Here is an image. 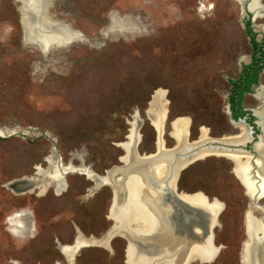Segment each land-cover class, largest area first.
Returning a JSON list of instances; mask_svg holds the SVG:
<instances>
[{"label": "rangeland", "instance_id": "1", "mask_svg": "<svg viewBox=\"0 0 264 264\" xmlns=\"http://www.w3.org/2000/svg\"><path fill=\"white\" fill-rule=\"evenodd\" d=\"M24 7L25 0H0V264L64 263L55 245L70 243L76 230L99 237L119 222L117 199L107 212L110 188L87 195L93 182L81 170L63 175L64 190L48 183L15 193L6 183L41 177L39 171L51 172L54 161L64 167L82 162L102 174L120 163L117 143L126 133L123 145L131 147L135 135L138 151L152 152L155 129L164 148L174 144L178 119L187 122L189 140L241 134L243 127L229 119L226 95L251 45L235 0H54L48 11L57 27L38 34ZM251 12L264 31V11ZM49 22L45 16L43 23ZM260 29L254 31L258 39L264 35ZM36 35L42 36L39 44ZM259 84L264 88V66ZM160 96L162 131L152 120ZM259 103L252 94L243 96L246 107ZM223 153L200 157L177 180L178 190L225 206L214 228L216 257L190 264H247V229L254 216L244 213L249 199L243 173L236 165L231 171L233 158ZM125 199L138 204L134 191H126ZM127 212L130 218L133 209ZM25 213L34 215L32 236L15 227V214ZM23 234L28 237L18 238ZM110 244L111 250L81 248L75 264H126L125 239L117 235Z\"/></svg>", "mask_w": 264, "mask_h": 264}, {"label": "water", "instance_id": "2", "mask_svg": "<svg viewBox=\"0 0 264 264\" xmlns=\"http://www.w3.org/2000/svg\"><path fill=\"white\" fill-rule=\"evenodd\" d=\"M236 1L240 5L241 15L245 14V11L252 13V10L249 8V6L254 0ZM259 4L264 5L262 0H259ZM20 6L21 5H19L18 8ZM255 17L256 13L254 12L251 15V26L253 31L260 29L257 27V24L254 23ZM260 31L264 32L262 29H260ZM65 45L66 43L62 44L61 46ZM41 51L45 54L47 49H42ZM254 88H258L257 85L254 86ZM262 105L264 104H262L261 101L254 108H250L255 117V124L258 129V133L255 134V136L253 135L251 126L245 123L243 119H235L231 116V114H229V119L233 124L238 127L242 126L245 128L247 132L246 138L244 140H240L239 142L231 140L229 138H227L229 140H225L226 137L236 135L238 134V132L221 136H210V139L206 140L207 142H200L202 147L205 146L208 147V149H213L217 151L227 150V152H231L234 155H240L239 159L242 160L245 159L243 158L244 156H251V158L248 159V163L251 167V170L253 169L254 175L258 177L255 173V170L257 168L260 169V167L259 163H257L256 161V158H264V156L259 153L258 148H256L255 146L256 144L261 143L262 136L264 134V117H262V115L257 111L258 107ZM171 121L172 119L170 120V123ZM129 129L130 128L128 127V130ZM155 132V148L154 151L148 153H140L138 151V141L134 142L133 146L131 147H126L125 145H123L128 139L129 132L126 133L125 138L127 139L117 143L123 151V153L120 154L118 157L120 163L108 168L104 172V174L101 175L102 177L105 176L106 180L96 181L92 189L95 190L101 185H107L112 193L110 204L111 206L114 202L115 197H117V199L121 201L120 197L123 195H121V193L123 192V185L128 180V177L131 175H137V177L142 183L143 189L147 190L145 192L146 194L144 193L143 202H146L149 205V208L155 214V216L157 215V218L159 220L158 226L160 230L154 236L151 235L150 237H148L151 243H155L157 237L164 235H167L166 237H178L180 235L190 237L193 234V227L199 226L202 227L203 230H205L210 235V237L212 238V245H214L213 229L216 225L219 224L218 217L224 204L221 202V210L219 209L212 211V209L208 205L209 203H211L212 198L206 196L205 202L203 204L194 205L186 198V196H190L196 193V191L189 193L183 192L182 190H178L177 188V180L181 170H183L185 167H187L194 161L199 160L201 153L198 152L202 148L201 145L196 142L200 140L198 137L199 135H197L195 139L191 140H189V138L187 137V139L183 143V145H185V149L183 150L180 149L181 145L176 141L172 146L166 147V150H160L157 148L156 143L158 136L156 129ZM137 133H139V127L137 128ZM163 160L168 164V170H166V174L165 172L161 173L160 171V168H162V166L159 165L160 162H163ZM230 161L232 163V171L235 166V163L237 162H234L233 160ZM35 184L36 183L34 180H31V178L28 179L26 178V176H23L9 181L8 183H6V187L11 189L15 193H19L21 191H25L29 188H32L33 186H35ZM244 187V193L249 199L245 211H251L252 215L257 218V221L261 225V229L257 234V236L261 239L258 240L256 243V249L253 253L252 263L262 264V253L261 250H259V244L264 239V187L263 189H261V187L258 186L257 189L255 188L254 191H251L250 186L248 188H246V186ZM174 223V228L169 226V224ZM114 225L115 224L113 222L110 227L106 229L104 234L112 230ZM114 234L116 233L113 232V234L110 235L109 238H107L108 247L110 246V241ZM117 234H119V236H122L125 239V249L129 244L130 239H132V241L134 239L135 245H139V243L142 242L141 246L143 247L160 246L157 243L147 245L145 242L148 240H143L140 237L139 239L137 236H135V239L133 236L129 235V233H126L125 231L118 232ZM198 262L202 263L201 260H198ZM66 264H74V260L72 259L70 263L67 262Z\"/></svg>", "mask_w": 264, "mask_h": 264}, {"label": "bare ground", "instance_id": "3", "mask_svg": "<svg viewBox=\"0 0 264 264\" xmlns=\"http://www.w3.org/2000/svg\"><path fill=\"white\" fill-rule=\"evenodd\" d=\"M50 2L51 0H25V7L22 9V11L29 21L30 28L33 29L36 34H38L39 31L46 30L47 28L53 29L57 27L55 19L49 14V11H48L47 6L50 4ZM249 8L257 12L264 11V5L259 4V0L252 1ZM45 16H49L50 18V22L47 25L43 23V18ZM122 23L124 24L125 21H122ZM68 33L70 37H76L77 35L71 31H69ZM35 40L38 44L43 41L42 36H38V35H36ZM257 98L262 99L261 100L262 104H264V88L263 87H260L257 93ZM257 111L258 113L262 115V117H264V105L259 106ZM164 112H165L164 100H163V97L160 96L158 99V109L156 110V114H154V117L152 118L158 131H162ZM186 125H187V122L183 119H178L177 122H175L176 142H178L181 145L180 149L182 150L185 149V145H183V143L187 139L186 138L187 136ZM263 130H264V124H263ZM246 135H247V132L245 128L243 127V132L241 134L234 135L231 137H226L225 140L231 139V140H235L239 142L240 140H244L246 138ZM199 139L200 140L196 142H198L201 145L200 142L209 140L210 137L200 136ZM134 142H136L135 135L132 136V141L130 143L131 146H133ZM255 146L256 148H258L259 153L262 156H264V134L262 136L261 143L256 144ZM157 148L160 150H166L162 146V142L159 138L157 141ZM217 152L218 153L225 152V155L232 157L234 162H237L235 163V165L239 167L240 171H242L243 178L245 179L247 188L250 186L251 191L252 190L254 191L255 188L257 189V187L260 186L261 189H263L264 187V158L263 159L262 158L260 159L258 157L256 158V161L257 163H259V167H260V169L257 168L255 170V173L259 177L258 178L254 175L253 169L251 170L248 160L242 161L241 159H239L240 158L239 155L238 156L234 155L231 152H227V150L217 151L213 149H208V147H205V146H203L199 150L198 153H201L200 157H202L206 154L217 153ZM52 165H53V169L51 172L40 170L39 174L41 177H35V178L26 177V178L28 179L31 178V180H34L36 183L35 186L42 185L44 188L48 185V183H53L55 186H59V187H60V184L61 185L63 184L64 186L65 183L63 180V175L69 170L70 171L81 170L85 172L88 176H90V178L94 182L98 180L100 181L106 180L105 176L102 177V176L95 175L94 172L89 169V166H85L82 162L77 166H70V167L61 166L56 161H54ZM159 166H162V168H160L161 173L165 172L166 174L167 172L166 170H168L167 162L163 160V162H160ZM132 177H134L133 182L126 181V183L123 185V192L121 193V195L122 194L123 195L120 197L121 201L118 200L117 197L114 198L118 200L120 208L123 210V212L120 215V220L115 226V228H113L106 234L101 235L99 238H94L92 236L83 237L79 232H77V235L75 236V239L72 245L70 246L60 245L59 246V249L61 253L63 254V256L65 257V259L70 263L71 257L74 254L75 249L81 245L106 246L107 238H109V236L112 235L113 232L116 233L114 235H119L117 234L118 232L125 231L126 233H129V235L133 236L134 238L135 236H137L138 238L140 237L143 240H148L145 242L147 245L155 244V243L160 245V246L143 247L141 246L142 242H140L139 245H135L134 239L133 241L132 239H130L129 244L127 245L125 249L126 250V253H125L126 264H189L197 258H202L203 260H207L209 258V254L211 253V251L214 252L215 249L212 248L209 244L210 238H211L210 235L205 230H203L202 227H199V226L193 227L192 229L193 234L190 237L185 236V235L183 236L180 235L178 237H172V236L166 237L167 235H164V236L157 237V240H155V243L150 242L148 237H150L151 235L154 236L160 230L158 226L159 220L157 218V215L155 216V214L151 211V209L149 208V205L146 202H143L144 193L147 190L143 189L142 183L137 177V175H131L128 177V179ZM126 191H128L129 193H132L133 191L136 192V194L138 195V204L133 203L134 201H130V200L128 201L125 199ZM21 192H24V191H21ZM186 198L194 205H201L205 202L206 196H204L203 194L199 192H196L190 196H186ZM208 205L212 209V211H215V210L220 209L221 204L216 199L215 200L212 199L211 203H209ZM129 206L133 209V215L131 216L132 218L131 217L129 218V214L127 212ZM15 220H16L15 227L19 231L23 232L27 229V221H26V216L24 214H17ZM9 224H11V222ZM131 226H138L140 230L134 229ZM169 226L174 228L175 223L173 224V226L172 224H169ZM260 229H261V225L257 221V218L250 217L249 225L247 229L248 238L246 241L248 242V249L246 251V263L247 264H253L252 263L253 253H254V250L256 249L255 246H256L257 241L261 239L260 237L257 236ZM142 236H145V237H142ZM259 250H261L262 264H264V239L259 244ZM13 264H18V263L14 261Z\"/></svg>", "mask_w": 264, "mask_h": 264}, {"label": "flooded vegetation", "instance_id": "4", "mask_svg": "<svg viewBox=\"0 0 264 264\" xmlns=\"http://www.w3.org/2000/svg\"><path fill=\"white\" fill-rule=\"evenodd\" d=\"M236 1V0H235ZM263 2V1H262ZM54 3V0H51L50 4L47 6L48 9L52 7ZM21 5V4H20ZM19 6V5H18ZM51 6V7H50ZM18 8V7H17ZM246 13L243 14V16L245 17L244 18V28H245V32L249 38V42H250V45H251V49L249 51V54H248V57H246L247 60H244L243 57H241V66H240V69H239V72H238V75L235 79H232L230 78L229 79V91L226 95V98H227V101H228V111H229V114H231V116L235 119H238V118H241L244 120L245 123H247L249 126H251V129L253 131V135L255 136V134L258 133V129L256 127V124H255V117L251 111V109L249 107H246L243 105V96L245 94H252L255 98H257V93L260 89V84H259V73L261 71V69L263 68V63H264V57H262L260 55V51L263 50L264 51V35H262L259 39L257 37H255V33L252 29V26H251V15L252 13L248 12V11H245ZM51 13V12H50ZM49 13V14H50ZM52 18V17H51ZM54 18V17H53ZM56 19V18H55ZM20 20V19H19ZM58 20V19H57ZM60 21V20H59ZM246 21H249V25L247 26L246 25ZM255 22V21H254ZM252 36H254V39L255 41L257 42V46H253V43L251 41V38ZM84 38V37H83ZM85 40V38L83 39ZM70 43V42H69ZM72 43V42H71ZM39 50L41 51L42 49L39 48ZM49 49H47L48 51ZM46 51V52H47ZM42 52V51H41ZM43 53V52H42ZM259 66H261L259 68ZM259 68V69H258ZM255 70H257V81L253 82L251 81L253 79V77L255 76L254 73H255ZM247 85V88H245V86ZM258 88H254V86H256ZM253 87V88H252ZM241 96V102L239 104H236L239 97ZM258 99V98H257ZM262 99H259V101L261 102ZM234 114H238V116L234 117L233 115ZM199 128V127H198ZM12 133H14L13 131L11 132H8L7 136L11 135ZM1 137H5V136H1ZM119 157V156H118ZM119 161V160H118ZM81 163V162H80ZM78 165V164H77ZM113 166V165H112ZM107 169H105L103 171L102 174H97L99 176L103 175L104 172L106 171ZM23 177V176H22ZM26 177H32V176H26ZM34 178V177H32ZM87 178V177H86ZM92 185L90 187H88L89 191L86 193L87 195H90L92 193H94L98 188H96L95 190L92 189L93 185L95 184L94 181H92ZM103 186V185H101ZM64 187H65V184L63 186V184L61 185L60 184V188L64 190ZM92 189V190H91ZM111 191V190H110ZM61 192V191H60ZM59 192V193H60ZM56 193V192H55ZM59 193H56V194H59ZM111 196H112V193L110 195V201H109V204H108V208H107V212L109 210V206L111 204ZM208 197V196H207ZM224 207L222 208L221 210V205H220V213H219V216L221 214V212L224 210ZM246 209V208H245ZM245 209H244V212H245ZM14 215V214H12ZM17 215V214H15ZM26 216V221H27V229L25 230V232L23 231L22 233H25V234H31V236L33 235V232H29L31 230V227H32V223H34V215H33V218L30 214H24ZM244 215V213H243ZM8 217V216H7ZM6 217V219H7ZM106 217L109 219V216H108V213H106ZM218 220H219V217H218ZM112 221V220H111ZM113 223V221H112ZM111 223V224H112ZM110 224V225H111ZM110 225L107 227L109 228ZM173 226V224H172ZM217 226V225H216ZM215 226V227H216ZM7 227V225H6ZM34 227V226H33ZM106 228V229H107ZM105 229V231H106ZM34 231V230H33ZM105 231L102 233V235L105 233ZM77 232H79L83 237H94V238H99V237H95L94 235H84L83 232H81L80 230H76V233L74 234L73 238H72V241L70 243H63V244H58V245H55V248L61 253L60 249H59V246L60 245H72L73 242H74V239H75V236L77 235ZM23 234L21 237L18 236V238H21V239H26L28 236ZM117 235H114L113 237H115ZM17 237V236H16ZM112 237V238H113ZM213 239H214V229H213ZM244 240V239H243ZM242 240V241H243ZM241 241V243H242ZM54 242L58 243L57 240H54ZM214 242V241H213ZM215 243V242H214ZM210 246L212 248L215 249V251H211V253L209 254V258L207 260H201L202 263H209V262H212L214 260V258L216 257V253H217V248L212 245V238H210V242H209ZM125 245H126V241H125ZM125 245H124V249H125ZM216 245V244H215ZM89 245H81L79 247H77L74 251V254L72 255L71 257V261L72 259L74 260V264H75V256L78 254L79 250L83 247H88ZM93 246H96V245H93ZM216 246H219V245H216ZM105 247V249L107 250H111V244L110 246L108 247V245L106 244V246H103ZM221 247V246H220ZM123 249V250H124ZM62 254V253H61ZM63 256V254H62ZM215 256V257H214ZM63 259H64V263H61L60 261H54V264H66L68 261L65 259V257L63 256ZM210 260V261H209ZM198 260H195L193 261L196 262ZM239 262H240V259H239ZM124 263H125V258H124ZM192 263V262H191ZM190 264V263H189Z\"/></svg>", "mask_w": 264, "mask_h": 264}, {"label": "trees", "instance_id": "5", "mask_svg": "<svg viewBox=\"0 0 264 264\" xmlns=\"http://www.w3.org/2000/svg\"><path fill=\"white\" fill-rule=\"evenodd\" d=\"M246 25L248 26L249 25V21H246ZM251 41H252V43H253V46H257V42L255 41V39H254V36H252V38H251ZM260 55L262 56V57H264V51L263 50H261L260 51ZM263 65H264V63H263ZM261 66H259V68H260ZM258 68V69H259ZM257 70H255V73H254V77H253V79L251 80V81H253V82H255V81H257ZM245 88H247V85L245 86ZM241 102V96L239 97V99H238V101H237V103L236 104H239ZM234 117H236V116H238V114H234L233 115Z\"/></svg>", "mask_w": 264, "mask_h": 264}]
</instances>
